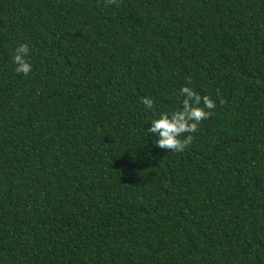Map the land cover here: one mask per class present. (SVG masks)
I'll return each mask as SVG.
<instances>
[{
    "label": "trees",
    "instance_id": "obj_1",
    "mask_svg": "<svg viewBox=\"0 0 264 264\" xmlns=\"http://www.w3.org/2000/svg\"><path fill=\"white\" fill-rule=\"evenodd\" d=\"M0 264H264V0H0Z\"/></svg>",
    "mask_w": 264,
    "mask_h": 264
},
{
    "label": "clouds",
    "instance_id": "obj_2",
    "mask_svg": "<svg viewBox=\"0 0 264 264\" xmlns=\"http://www.w3.org/2000/svg\"><path fill=\"white\" fill-rule=\"evenodd\" d=\"M105 6H119V0H104ZM30 47L24 43L15 46L12 59L16 65L15 72L28 76L32 72L30 62ZM191 78L188 84L183 85L179 90V106L172 111H161L158 116L151 120V125L146 133L158 136L156 146L168 152H182L193 143L195 133L202 121L214 115L215 101L209 95H201L191 87ZM141 102L145 108L154 110L155 101L150 96L142 98ZM224 101L221 100V103Z\"/></svg>",
    "mask_w": 264,
    "mask_h": 264
}]
</instances>
